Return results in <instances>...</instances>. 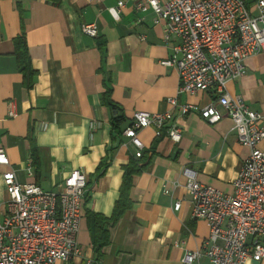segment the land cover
Masks as SVG:
<instances>
[{"label": "crops", "instance_id": "crops-1", "mask_svg": "<svg viewBox=\"0 0 264 264\" xmlns=\"http://www.w3.org/2000/svg\"><path fill=\"white\" fill-rule=\"evenodd\" d=\"M244 1L255 13L256 0ZM117 2L0 0V147L21 183L56 190L72 169L86 175L77 234L81 252L54 264H209L203 253L191 263L182 261L209 235L206 221L191 215L182 168L230 193L249 149L238 142L229 118L209 124L197 112L179 111L185 103L204 107L215 94L179 93L177 70L160 63L169 54L163 22L154 23L152 11L137 12L127 0L114 18L109 8ZM88 23L95 25L96 36L81 31ZM22 33L33 70L29 84L14 55ZM245 67L242 76L227 81L226 90L259 112L264 128V51L248 57ZM106 91L121 110L106 105ZM169 97L175 98L174 107ZM10 102L14 117L8 116ZM168 110L180 129L179 142L156 137L152 127L137 131L144 166L131 175L129 204L117 208L125 169L138 161L123 130L136 111ZM120 114L124 120L114 123ZM259 146L264 151V139ZM5 169L0 167V220L6 211ZM115 209L119 214L111 224ZM99 216L107 220L109 242L96 261L91 231ZM246 264H264V258H248Z\"/></svg>", "mask_w": 264, "mask_h": 264}, {"label": "built area", "instance_id": "built-area-1", "mask_svg": "<svg viewBox=\"0 0 264 264\" xmlns=\"http://www.w3.org/2000/svg\"><path fill=\"white\" fill-rule=\"evenodd\" d=\"M127 1L137 12L152 11L154 23L163 22V40L169 54L160 63L177 70L178 92L215 94L204 107L185 103L179 111L197 112L209 124L229 118L238 142L249 149L230 193L199 182L192 169L182 168L191 215L204 219L209 228L200 250L186 251L182 261L191 263L201 253L209 264H246L248 258H264V151L259 146L264 139L262 115L241 96L232 97L226 90L228 80L245 73V60L264 51V0L255 1V13L244 0ZM124 4L125 0H118L115 7L109 8L114 18H118ZM81 31L97 35L93 23L84 24ZM167 101L176 105L174 97ZM15 115L14 103L10 102L8 116ZM171 119L170 110L132 114L123 134L134 145L136 157L143 148L137 137L142 128L152 127L156 137L179 142L180 129ZM9 165L0 147L7 193L6 211L0 220V264H54L79 255L77 234L86 192L85 173L72 169L56 190H45L36 182H18ZM179 207L177 200L173 209Z\"/></svg>", "mask_w": 264, "mask_h": 264}, {"label": "trees", "instance_id": "trees-1", "mask_svg": "<svg viewBox=\"0 0 264 264\" xmlns=\"http://www.w3.org/2000/svg\"><path fill=\"white\" fill-rule=\"evenodd\" d=\"M15 49H14V55L16 58V63L19 71L23 74L25 81L29 84V80L31 79V75L33 74V70H31L28 57H27V47L26 42L23 33L19 35L17 38H15ZM28 76V77H27ZM105 103L106 105L113 109V110H121V108L111 101L109 97V92L106 91L105 96ZM124 120L123 115H116L113 117L114 123H119ZM144 154L141 152V155L137 158L138 161L135 163H132L129 167L125 169L124 177H123V183L121 187V200L117 204V208H121L126 206V204H129L127 201V191L129 189L131 175L140 172L143 169L144 164L142 163ZM124 208L121 209V211ZM119 211L115 209V213L112 216L111 224L114 222L116 217L118 216ZM107 220L101 216H99L98 219H92V231H91V237H92V246L96 253V261L101 257L102 255V248L107 245L109 242V234L108 230L106 228Z\"/></svg>", "mask_w": 264, "mask_h": 264}]
</instances>
